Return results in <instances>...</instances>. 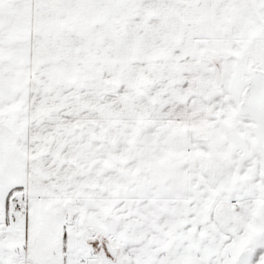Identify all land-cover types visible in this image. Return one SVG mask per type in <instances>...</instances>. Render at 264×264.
<instances>
[{
	"label": "snow or ice",
	"instance_id": "obj_1",
	"mask_svg": "<svg viewBox=\"0 0 264 264\" xmlns=\"http://www.w3.org/2000/svg\"><path fill=\"white\" fill-rule=\"evenodd\" d=\"M0 264H264V0H0Z\"/></svg>",
	"mask_w": 264,
	"mask_h": 264
}]
</instances>
